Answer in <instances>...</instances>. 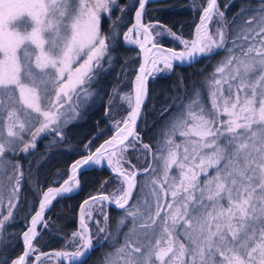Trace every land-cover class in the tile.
<instances>
[{"label": "snow or ice", "instance_id": "6c2138e0", "mask_svg": "<svg viewBox=\"0 0 264 264\" xmlns=\"http://www.w3.org/2000/svg\"><path fill=\"white\" fill-rule=\"evenodd\" d=\"M149 2L0 0V264H87L97 245L107 246L98 264H264V0H202L190 40L145 22ZM127 11L135 22L120 31ZM165 36L182 49L163 48L156 37ZM125 46L139 52L121 56ZM201 60L211 71L190 84L180 77L152 105L145 142L150 79ZM129 61L139 63L131 73ZM117 67L105 105L112 134L95 151L90 140L62 183L41 184L30 159L37 142L62 141ZM91 165H106L111 179L79 205L64 248L42 252L54 201L78 190ZM20 219L23 249L10 255Z\"/></svg>", "mask_w": 264, "mask_h": 264}, {"label": "trees", "instance_id": "16d2710c", "mask_svg": "<svg viewBox=\"0 0 264 264\" xmlns=\"http://www.w3.org/2000/svg\"><path fill=\"white\" fill-rule=\"evenodd\" d=\"M221 2H228V0H220ZM237 4L240 0H235ZM121 4L131 5L133 0H120ZM193 0H164L152 3L146 10V20L148 22L156 23L157 21L163 23L171 28L177 34H182L183 37L192 38L195 25L199 21V13L193 9ZM235 12V8H230L228 14L231 15ZM113 15H119L114 12ZM134 13L127 11L123 14V22L120 23V31H125L133 23ZM105 29L108 24L105 23ZM160 42L167 45L172 44L167 36L164 38H157ZM139 51L133 46H125L120 49L121 56H136ZM139 59V58H138ZM219 57H215L218 60ZM132 67L129 68L131 73L138 67V62L129 61ZM212 64L206 60H201L188 66H176L175 71L169 75H157L155 79L150 82V98L148 101V110L141 121L139 130L143 133L145 142H149L152 138V132L149 130L156 115L152 105L155 104L157 108L165 101L164 94L168 93L172 86L177 84L178 79L183 77L186 83L198 82L201 79V70L211 71ZM119 68H114L106 76L102 77L98 85L99 96L95 98L94 103L90 102V106L83 117L65 129V136L62 141L53 144H46V139L37 143V150L30 157L34 162L32 171L38 174L39 181L44 184L46 181L53 179L63 181L67 177L70 165L80 157L86 154L85 145L91 140L89 148L93 151L102 141L109 138L112 134L109 129L112 127L111 121L105 115V105L107 103L106 93H109L111 86L115 85L119 79L117 73ZM129 75L128 80L123 81L122 86L127 90V83L133 79ZM52 145L51 147H48ZM29 165L26 163L25 168ZM110 171L105 168L95 167L82 172L80 176V190L70 196L58 199L48 213L52 218L50 221L49 229L44 230L40 237L39 249L41 251L47 250H61L65 246V239L69 237L72 232L78 230V210L79 205L84 199L91 194H96L100 185L105 180H110ZM31 201V194L27 188L23 190ZM121 210L110 209L111 226H116V221L120 215ZM24 210L21 209L20 216L23 217ZM24 221L20 219L17 224L11 225V228L16 232V247L10 255L19 253L23 249L22 241L20 240L19 233L24 231ZM107 246L100 247L91 254L87 264H98L99 258L106 251ZM44 264H61L56 259H45ZM64 264V263H63Z\"/></svg>", "mask_w": 264, "mask_h": 264}, {"label": "water", "instance_id": "95a60500", "mask_svg": "<svg viewBox=\"0 0 264 264\" xmlns=\"http://www.w3.org/2000/svg\"><path fill=\"white\" fill-rule=\"evenodd\" d=\"M160 1H164V0H150V2H149V4H147L146 5V9H147V7L151 4V3H155V2H160ZM144 19H145V17H144ZM135 21H134V17H133V23H134ZM145 22H147L146 21V19H145ZM195 30V29H194ZM193 34H194V31H193ZM192 38H193V35H192ZM162 45V44H161ZM137 49H138V51H139V48H138V46H135ZM162 47L163 48H172V47H169V46H166V45H162ZM142 55V54H141ZM194 64V63H193ZM175 65L176 66H188L189 64H187V63H185V64H180L179 62H175ZM192 65V64H191ZM151 80L152 79H150V81H149V88H150V82H151ZM140 124H141V122L139 123V128H140ZM104 142V141H103ZM103 142L101 143V144H103ZM100 144V145H101ZM99 145V146H100ZM98 146V147H99ZM98 147H96V148H98ZM95 151V150H94ZM96 165H91V166H84L83 168H81L80 169V171H79V173H78V179L80 180V176H81V174H82V172H84V171H86V170H89V169H92V168H94ZM106 169H108L107 168V166L105 165L104 166ZM109 170V169H108ZM70 171H71V165H70V167H69V172H68V174H70ZM110 171V170H109ZM67 178V177H66ZM65 178V179H66ZM62 183V182H61ZM80 185H81V183H80ZM80 190V188L78 189V190H75L72 194H74V193H76V192H78ZM72 194H70V195H72ZM70 195H67V196H70ZM67 196H65V197H67ZM56 201H54V203H55ZM112 208L113 209H115V207L114 206H112ZM78 223H79V210H78ZM55 251H58V250H55V249H52V250H47V251H42V252H47V253H53V252H55ZM44 260L45 259H47V258H43ZM63 263L64 264H68V261L67 260H64L63 261Z\"/></svg>", "mask_w": 264, "mask_h": 264}, {"label": "rangeland", "instance_id": "374dc122", "mask_svg": "<svg viewBox=\"0 0 264 264\" xmlns=\"http://www.w3.org/2000/svg\"><path fill=\"white\" fill-rule=\"evenodd\" d=\"M193 1H194V7H193V9H194V10H197L198 13H199V15H200V12H199L198 6L202 3V0H193ZM220 3H221V5L224 4V2H221V1H220ZM130 26H131V25H130ZM130 26H129V27H130ZM125 31H126V30H125ZM167 37H168V36H167ZM157 38H158V37H156V39H157ZM184 38H185V39H189V40L192 39V38H187V37H184ZM168 39H170V40L172 41V42H171L172 44L167 45V44H165V43H163V42H161V44H162V45L169 46V47H172V48H175V49H177V50L182 49L183 46L180 45L178 41L172 39L171 37H168ZM157 40H158V39H157ZM133 47H135V46H133ZM135 48H136V47H135ZM136 49H137V48H136ZM138 67H139V64H138ZM138 67H137V69H138ZM161 75H162V74H161ZM125 91H127V90H125ZM52 139H53V138H52L51 136L48 137V138L46 139L45 143H46V144H48V143L51 144V143H52ZM57 140H58V138H57ZM38 142H39V141H38ZM38 142H37V143H38ZM102 142H103V141H102ZM102 142H101V143H102ZM101 143H100V144H101ZM100 144H99V145H100ZM99 145H98V146H99ZM98 146H97V147H98ZM94 150H95V149H94ZM94 150H93V151H94ZM96 167L104 168V167H101L100 165H96ZM108 190L110 191L111 189L109 188ZM111 209H112V208H111ZM109 214H110V209H109ZM110 220H111V214H110ZM93 233H95V228H93ZM94 243H95V241H94ZM97 246H98V245H97Z\"/></svg>", "mask_w": 264, "mask_h": 264}]
</instances>
